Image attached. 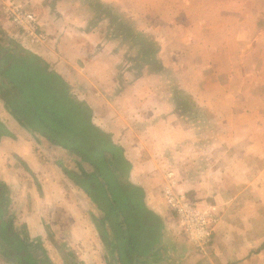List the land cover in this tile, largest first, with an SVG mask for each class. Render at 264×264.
Listing matches in <instances>:
<instances>
[{"label": "crops", "instance_id": "crops-1", "mask_svg": "<svg viewBox=\"0 0 264 264\" xmlns=\"http://www.w3.org/2000/svg\"><path fill=\"white\" fill-rule=\"evenodd\" d=\"M8 1L0 0V22L7 36L17 38L4 13ZM16 1L34 11L46 35L37 42L17 38L19 44L61 75L78 100L92 107L95 125L126 148L135 168L134 181L144 188L147 205L159 218L157 247L135 264H264V61L260 60L264 28L258 27L264 5L252 12L253 21L244 18L236 23L237 31L257 35L253 45H241L244 70L236 87H228L227 102L216 105L221 90L201 94L202 89L195 88L198 112H205L209 120L187 123L181 115L187 112L170 102L177 95L173 97L160 83L174 59L180 60L184 40L177 39L176 51L158 40L156 61L162 68L152 72L148 62L143 63L140 46L121 35L99 11L111 3L123 7L121 0ZM136 1H121L127 10L122 12L136 16ZM165 26L161 32L170 27ZM129 29L152 35L147 27ZM197 45L202 46L198 41L194 50ZM163 53L173 60L166 61ZM250 56L257 63L256 75L246 69L250 64L245 57ZM235 77L231 74L229 82ZM208 95L213 105L201 103V96ZM222 113L230 115L224 119ZM0 120L10 132L0 137V187L6 216L16 229L26 227L28 237L21 236L42 242L46 255L57 264L61 261L54 243L60 239L69 250L66 264H121L117 252L101 239L95 221L101 213L66 175L67 168L62 167L63 174L58 170V157L66 151L20 126L1 101ZM165 146L168 152L163 151ZM165 188L189 194L201 210L218 218L206 253L194 248L172 211L170 216L162 195ZM0 263L8 264L1 253Z\"/></svg>", "mask_w": 264, "mask_h": 264}, {"label": "trees", "instance_id": "trees-1", "mask_svg": "<svg viewBox=\"0 0 264 264\" xmlns=\"http://www.w3.org/2000/svg\"><path fill=\"white\" fill-rule=\"evenodd\" d=\"M5 37L6 44H0V101L10 117L24 129L80 160L76 170H64L66 175L101 213L95 221L106 247L117 252L121 264H135L157 247L159 218L147 205L144 188L134 181L135 168L126 148L112 133L95 125L92 107L78 100L71 85L52 71L46 61L15 45L9 36ZM142 42L140 53L144 58L150 55L151 48ZM253 58L245 57V62L254 65ZM222 62L227 63V60ZM143 63L154 66L145 58ZM185 63L190 64L188 60ZM250 65L246 69L256 75L257 67L250 68ZM232 69L237 77L231 81L230 88L239 83L244 70L240 57H233ZM182 75L186 77L187 72L182 70ZM160 83L169 91L168 79L164 77ZM219 90L221 93L215 103L222 106L227 102L224 98L227 89L219 87ZM200 92L205 94L207 90ZM179 96L177 94L178 99ZM184 104L178 103L179 106ZM199 120L195 114L192 122ZM9 134L0 120V137ZM2 193L0 187V253L3 258L8 264H52L43 247L31 245L17 231L13 219L6 216Z\"/></svg>", "mask_w": 264, "mask_h": 264}, {"label": "rangeland", "instance_id": "rangeland-1", "mask_svg": "<svg viewBox=\"0 0 264 264\" xmlns=\"http://www.w3.org/2000/svg\"><path fill=\"white\" fill-rule=\"evenodd\" d=\"M121 1L118 2H120L123 7H117L118 3H111L104 5V7L99 11L100 13L103 12V16L107 17L114 27H117L116 30H118L121 35L125 34L131 41H134L137 45H139L140 48L141 45L144 44L142 41L147 43V48H151V52L149 56L145 55V59L152 61L154 64V66H151L152 72H156L162 68L161 61L156 62L159 52L158 40L161 39L163 44H166L168 48L174 51H176V46H178L177 39L179 38L178 40H184V52L180 51L184 56L181 54V58L183 57L185 60H188V63H190V60L193 62L190 64H183L181 63L183 58H179L181 61L174 59L175 64L168 67V74H164V77L171 82L169 83L171 86L169 92L173 97L177 94H180V96L183 94L187 97H184L185 99H181L180 96L179 99L170 98V102L174 103V105L181 102L185 103L184 106H179L183 107V111L187 112V114H181L184 115V122H192L195 114L200 116L202 121L208 122V115L205 112H198L200 109L196 107V103L199 99L197 98L198 95L194 89L201 88L202 90H207V92H213L212 94L216 92L218 93L219 87L221 89L223 87V90H231L228 87L230 85L229 79L231 74H234L233 69L231 68L232 59L233 57H240L241 45L243 44L244 47L245 43L252 44L257 35L255 32L250 30H246V32L243 33L237 31L238 25L236 23L244 18H249L251 21L253 19V17H251L252 12L256 9H262L261 6L264 5V0H138L136 1V8L133 9L136 16L127 13V10L124 8V2ZM123 10H126V13H123ZM120 12L122 13L120 14ZM241 14L245 16H241ZM138 16H140V18H138ZM133 18H138V20L135 21ZM163 25L170 27H167L163 32H161ZM246 25L248 27H250V25L253 27V24L249 22ZM129 26H131V28H135L134 30H136V28L147 27V29H151L152 35H146V37L142 35L143 37H140V33L132 31V29H129ZM177 26L178 30H176ZM258 27L264 28V19L262 21L260 20ZM0 29L2 33L0 35V44H3V42L6 44L5 35L7 33L4 31L1 22ZM10 38L13 40L15 45L21 46L17 39L18 36L17 38H15V36ZM246 39H248V41H246ZM198 41L201 42L202 46L200 47L197 45L199 47L198 50H194L195 43ZM252 45L251 47H253ZM172 50L169 52H172ZM200 53L202 55H200ZM162 55L166 61H169V63L171 62L172 58L170 56L165 57V53ZM260 56V60L264 61V54L260 53ZM224 59L227 60V63L222 62ZM201 61L202 64L194 63ZM179 62L180 64H178ZM254 66L257 67V63H254V65L251 64L250 68H254ZM177 67H179V70ZM182 69L187 72L186 77L182 75ZM187 78L190 80L187 81ZM193 91L194 93H192ZM187 92L192 95H187ZM233 95H236V93L234 92ZM210 97L209 95L207 97L201 96V103L213 105ZM254 112L256 113L257 111ZM221 115L222 117L224 116L225 119V116H229L230 113H222ZM218 116L222 119L220 115ZM231 117L233 116L231 115L229 119H231ZM163 151H169L167 146L163 148ZM66 153L67 152H64L63 156L58 157L57 161L59 162V172H62V167L76 170V164L80 162L77 157L71 154L67 153L68 156L66 157ZM166 158L169 159L170 163L171 158L169 156ZM167 164L168 162L166 161L165 165ZM84 167L88 169V166L84 165ZM157 185H159V183ZM187 195L190 197L189 194ZM3 200L6 201L4 195ZM193 202L196 203L194 200ZM196 205L198 206V203H196ZM170 216H174L171 211ZM17 231L24 237H28L26 227H18ZM51 235L54 239V235L52 233ZM28 242L33 246L39 244V246L43 247V243L39 240L29 239ZM62 242L63 241L60 239L59 242L56 244L54 243V245L58 254L57 258L61 261H58V263L66 264L67 261H69L66 257L69 256L67 255L69 250ZM49 245L52 249V245ZM52 251H54V249H52ZM47 257L52 264H57V262L53 261L50 256Z\"/></svg>", "mask_w": 264, "mask_h": 264}, {"label": "built area", "instance_id": "built-area-1", "mask_svg": "<svg viewBox=\"0 0 264 264\" xmlns=\"http://www.w3.org/2000/svg\"><path fill=\"white\" fill-rule=\"evenodd\" d=\"M4 13L17 32V36L19 35V39L30 42L45 39L46 35L40 31L36 14L22 3L9 0L4 5ZM163 196L165 204L176 216L179 226L194 248L202 254L206 253L212 245V228L218 222V218L211 212L198 208L186 193L166 188Z\"/></svg>", "mask_w": 264, "mask_h": 264}]
</instances>
